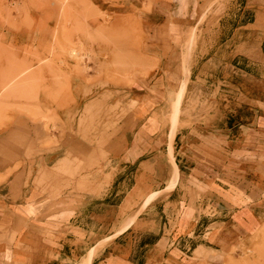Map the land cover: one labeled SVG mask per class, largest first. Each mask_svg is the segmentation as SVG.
Masks as SVG:
<instances>
[{"label": "crops", "instance_id": "1", "mask_svg": "<svg viewBox=\"0 0 264 264\" xmlns=\"http://www.w3.org/2000/svg\"><path fill=\"white\" fill-rule=\"evenodd\" d=\"M132 1L130 7L143 9L144 0ZM148 1L149 9L140 14V52L146 61H156L153 72L158 76L150 73L125 91L146 120L120 148L119 162L135 168L136 178L138 172L142 177V167L152 164L159 168L158 180L170 181V124L162 133L157 115L183 82L186 91L193 87L206 92L204 97L213 98L209 102L219 110L199 116L190 112L188 119L180 112L172 142L179 167L176 186L165 197L154 198L128 230L113 239L116 233L90 239L88 225L80 218L81 203L63 194L62 184H56V196L49 193L56 190L50 185L47 194L37 192L40 173L52 180L63 158L42 157L38 170L36 155L30 159L35 137L26 149L15 142H25L24 132L14 127L3 131L0 264H77L89 248L109 238L92 264H264V74L256 73L264 72V0H242L247 19L216 47L196 46L194 52L208 49V55L202 61L193 59L187 78L183 46L208 0ZM212 20L204 22V36L211 33ZM73 139L62 135L55 149L72 150Z\"/></svg>", "mask_w": 264, "mask_h": 264}, {"label": "rangeland", "instance_id": "2", "mask_svg": "<svg viewBox=\"0 0 264 264\" xmlns=\"http://www.w3.org/2000/svg\"><path fill=\"white\" fill-rule=\"evenodd\" d=\"M132 2L0 0V134L10 127L24 132L25 142H15L26 149L35 137V149L31 148L35 152L30 151V159L33 154L37 161L42 157L63 158L54 168L52 180L45 177V172L40 173L37 192L45 195L48 185L56 188V184H62L63 194L81 203L84 213L80 218L94 240L97 235L105 238L116 233L112 239L122 235L154 198L159 200L174 189L179 167L172 142L180 112H185L188 119L190 112L199 116L207 111L210 115L220 108L209 102L213 98L204 97L206 92L199 93L193 87L186 91V82L174 96L170 92L164 110L157 115L162 133L170 124L169 182L158 180L159 168L152 164L142 167V177L138 172L136 178L135 168H124L119 162L120 148L146 120L125 91L150 73H158L153 72L156 61H146L140 52L144 41L140 14L149 9V1L144 0L142 10L130 7ZM244 7L242 0L204 2L201 21L183 46L186 78L189 64L196 57V61H202L208 55V49L194 52L196 46L220 44L247 19ZM211 18L212 31L204 36V22ZM256 73L264 74L261 70ZM66 133L74 137L73 149H55ZM112 158L116 163L110 161ZM37 169H41L39 161ZM59 190L60 186L49 193L56 196ZM112 239L89 248L77 264H92Z\"/></svg>", "mask_w": 264, "mask_h": 264}]
</instances>
